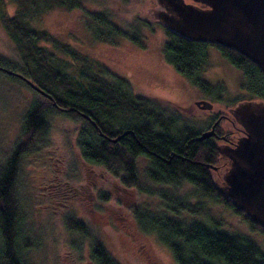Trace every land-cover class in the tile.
Returning <instances> with one entry per match:
<instances>
[{
    "label": "trees",
    "instance_id": "16d2710c",
    "mask_svg": "<svg viewBox=\"0 0 264 264\" xmlns=\"http://www.w3.org/2000/svg\"><path fill=\"white\" fill-rule=\"evenodd\" d=\"M11 1L16 3L15 12H0V21L18 56L12 59L0 54V77L34 94L22 116L20 137L0 159V264H24L17 249L19 162L24 153L46 145L49 117L55 113L82 121L76 145L86 163L102 166L126 186L158 194L163 198L164 211L175 215L205 212L202 205L190 204L174 193L176 201L170 203L165 201L168 195L163 191L146 188L137 173L139 158L147 161L145 174L152 184L174 188L181 182L189 183L201 198L223 203L239 213L252 230L264 234L263 227L235 209L215 186L211 166L218 163L217 140L215 136L195 139L209 125L197 128L182 119L174 102L133 92L130 82L111 73L104 62L80 52L45 28L31 26L26 19V14L33 18L53 8H79L81 0ZM84 12L92 22L89 30L100 41L115 43L116 37L122 36L143 47L144 29L153 31L152 21L137 15L123 22L107 8ZM164 33V59L193 85L217 99L224 90L209 85L201 76L208 66L207 46L212 45L241 70V88L250 94L237 97L231 106L243 99L264 101V73L248 58L232 48L189 40L166 28ZM219 122L215 132L222 134ZM125 130L129 132L110 140ZM133 213L143 230L156 233L168 247L176 264H264V251L252 238L218 229L204 215L185 221L146 208L134 207ZM66 223L70 229L89 235L79 220L71 217ZM90 253L96 264H119L97 238L92 240Z\"/></svg>",
    "mask_w": 264,
    "mask_h": 264
},
{
    "label": "rangeland",
    "instance_id": "374dc122",
    "mask_svg": "<svg viewBox=\"0 0 264 264\" xmlns=\"http://www.w3.org/2000/svg\"><path fill=\"white\" fill-rule=\"evenodd\" d=\"M154 7L155 0H81L79 8H53L33 18L26 14V19L31 26L45 28L80 52L104 62L111 73L130 82L133 92L174 102L182 119L197 128L206 127L211 115L218 113L217 118H222L218 128L226 139H216V142L233 144L242 130L228 108L237 97L250 96L241 88V70L229 63L217 48L208 45V66L201 73L202 79L209 85L222 86L224 90L217 99L193 85L164 59V28L148 12ZM105 8L123 22L135 15L152 21L153 31L144 29V46L122 36H117L115 43L95 39L88 28L91 19L84 10ZM15 10V2L0 1V12L13 14ZM0 54L12 59L18 56L1 21ZM33 94L0 77V159L10 152L14 141L20 137L22 116ZM199 98L209 100L212 108L196 106L194 100ZM81 124V120L52 114L46 145L21 156L16 180L20 199L16 226L17 249L24 264H96L90 253L94 238L119 264H176L157 234L138 225L134 207L166 212L167 216L185 221L204 215L208 223L213 222L218 229L252 238L264 251V234L252 230L239 213L223 203L201 198L186 182L174 188L152 184L146 178L145 159H137L136 168L139 180L146 188L163 191L168 195L165 201L170 203L176 201L174 193L175 197L186 199L190 204L202 205L205 212L175 215L164 211L163 198L158 194L126 186L102 166L86 163L76 145V132ZM227 163V159L218 157L216 168H212L211 176L216 177L217 182ZM71 217L79 220L89 230V235L70 229L66 220Z\"/></svg>",
    "mask_w": 264,
    "mask_h": 264
},
{
    "label": "water",
    "instance_id": "95a60500",
    "mask_svg": "<svg viewBox=\"0 0 264 264\" xmlns=\"http://www.w3.org/2000/svg\"><path fill=\"white\" fill-rule=\"evenodd\" d=\"M153 9L148 12L164 28L189 40L232 48L264 73V0H155ZM194 104L202 109L212 107L207 99L194 100ZM228 112L241 126L242 134L233 144H217L218 157L227 159L228 165L219 182L216 177L212 180L235 209L264 228V101L243 99ZM217 122L195 139L215 136ZM127 132L110 140L116 141Z\"/></svg>",
    "mask_w": 264,
    "mask_h": 264
},
{
    "label": "flooded vegetation",
    "instance_id": "af4514ba",
    "mask_svg": "<svg viewBox=\"0 0 264 264\" xmlns=\"http://www.w3.org/2000/svg\"><path fill=\"white\" fill-rule=\"evenodd\" d=\"M186 1V0H185ZM187 2H192V0H190V1H187ZM195 4H197V5H199L200 7H206V4H203V3H199V2H196ZM199 99H205V98H199ZM197 100V99H196ZM212 108V107H211ZM210 108V109H211ZM210 109H208V110H210ZM217 116H219L218 115V113H215V114H212L211 115V117H210V120H209V123H208V125H209V127H210V125L217 119ZM222 118L220 117V119H218V121L219 120H221ZM217 124V123H216ZM216 126V125H215ZM215 138L216 139H220V140H225L226 139V136H225V134H217V132H216V135H215ZM219 155V154H218ZM112 175V174H111ZM64 182L66 183L67 181L66 180H64ZM56 185H59L60 186V184L59 183H57ZM72 188L73 189H75L73 186H72ZM87 196H88V194H87Z\"/></svg>",
    "mask_w": 264,
    "mask_h": 264
}]
</instances>
